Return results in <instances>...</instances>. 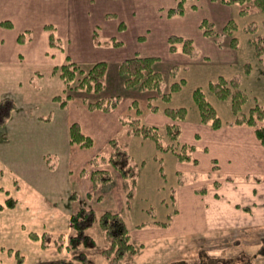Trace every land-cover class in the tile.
I'll return each mask as SVG.
<instances>
[{
	"label": "rangeland",
	"instance_id": "obj_1",
	"mask_svg": "<svg viewBox=\"0 0 264 264\" xmlns=\"http://www.w3.org/2000/svg\"><path fill=\"white\" fill-rule=\"evenodd\" d=\"M96 1L99 5L98 10L92 13L91 18L85 17L80 20L75 28L76 35L70 36L74 41L72 45L65 40L67 31L63 21L56 19L57 13H54V25L50 21L46 27L47 31L52 34V43H49L46 48L39 44L36 50L27 48L25 45L17 46L9 49V52L26 54V52L33 51L41 53L44 50L54 61L60 60L67 53L72 56L74 54L82 55L81 50L77 49L76 38L78 37L81 42V39H84L96 24L103 26L107 20H115L112 14L108 18L105 16L109 8L113 9L114 3L111 0ZM176 1L180 0H143L141 16L136 14V16H127L124 19L129 30L127 40L130 39L133 32H139L140 28L148 26L147 29L150 31L144 32L143 35L146 39L139 48L143 47L149 56L156 58L155 66L164 78L163 90L169 91L173 83L183 81L181 89L173 92L167 101H164L162 95L156 91L147 92L149 95L159 97L158 101H154V99L153 103L160 109L184 107L188 111L185 121L199 120L201 124H204L201 122L199 109L193 98V92L201 88L221 118L223 122L221 127L244 125L253 129L256 134L257 127H264V117L258 120L255 126L249 124L247 120H253V114L254 116L258 115L255 112H261L264 107V74L263 64L256 57L251 40L259 34H264V11L258 9L254 4L241 6L223 4L218 0H184L185 12L182 15L169 17L167 8H170L171 4L174 7ZM161 6H164L163 10L160 9ZM242 10L246 12L243 13ZM20 17L17 15L12 19L18 32L23 31L26 26L32 28L30 32L21 33L20 38L24 40V36L27 39L30 35L33 37L34 33L39 30V22H26L23 15ZM118 17L121 18L119 15ZM45 20L44 22L47 23V19ZM230 21L234 27L229 31L227 25ZM253 26H256L254 32L251 31ZM18 32H6L4 37L16 36ZM171 36L190 39L193 43L192 52H183L182 44L171 42ZM96 41L102 42L101 46L105 44L98 36H96ZM126 43L127 48L132 46L131 41H126ZM172 45H175L174 49ZM103 48L105 47H100V49ZM107 53L109 52L107 51ZM105 56L108 58L110 55ZM220 76L230 81L233 90H242L247 95L246 100L237 111L233 108L232 96L219 99L210 88V82L217 81ZM6 78L7 80H0V98L11 97L16 100L17 105L8 122L0 128V174L2 172L5 176L9 174L8 176L14 177L16 181L17 179L21 181L26 179L29 182L37 183L38 180L44 188L55 185L54 191L59 193L62 189V173L59 170L55 173L57 167L55 165H51L49 172H37V164L32 163L30 158V154L34 157L35 153L31 151L29 145L35 146L39 142L34 133V125L30 121V115H43L52 108L54 104L50 96L58 91L59 84L62 85L60 77L58 73L56 76L48 73L35 77L36 80L38 79V84L44 82L45 85L38 89V92H27L23 89L21 91L17 85H7L4 83L8 81V77ZM27 78L26 75L21 76L22 88L27 83L25 81ZM79 78L81 77L78 75L71 85L72 88L68 89H73L71 94L78 91L75 85ZM13 88L14 90H12ZM67 92L69 93V91ZM258 106H261L260 111L254 110ZM139 114L137 107L135 117H139ZM237 118L246 120L242 124H236L234 121ZM204 125L211 127L208 124ZM127 127L128 125L115 142L128 153L129 156L125 161L136 172L135 182L130 183L117 171L111 161L99 164L100 157H107L116 149L115 146H111L114 141L107 146L103 145L98 138L95 143L96 147L103 145L100 150L101 155L97 157L96 163L98 164L96 166L89 165V170L93 169V172L96 169L104 170L100 175L95 174L96 177H99L98 181L96 180L97 183L102 185L101 193L96 192L95 198L92 199L82 198L83 204L81 205L93 208L99 217L108 211L119 212L124 216L137 250L135 254L126 257L118 264H176L181 261L195 264L203 252H207L211 256L225 253L227 255L243 254L244 257H247L261 248L264 244V184L259 188L260 203L249 205L247 202L244 204L247 209L248 206L250 209L255 207L254 212L250 210V215L230 219L229 226H226L225 220L217 218V212L207 213L199 207L200 203L191 205L189 202L188 205L185 201L180 200V187L184 186L183 191L187 193L189 185L202 176L200 171L197 173L185 168H181L179 171L178 161L180 159L176 151H182V145L190 147V143L182 142L180 144L178 142L174 146V151L165 150L166 144L170 142L166 135V129L161 130L165 136L163 138L165 140L164 147L158 148L154 139L130 134ZM259 142L264 146L260 140ZM191 150L185 149V155L189 154L190 158L187 159L184 156L180 161L197 164L196 160L191 161L193 160ZM214 168L216 171L219 170L217 166ZM105 169L109 172H105ZM54 175L57 176V180ZM120 176L126 181L121 182ZM251 176L252 178L248 180L255 181V179L264 178V174ZM11 179L13 180V178ZM246 180L247 177L233 175L227 179V182ZM47 183L48 185H46ZM262 183H264V179ZM203 191H205V187H203ZM108 195H110L109 198ZM9 199L16 201L5 188L0 190V204L4 202V206L8 208ZM193 206H195L194 209H192ZM199 210H201V216L196 213ZM99 227L97 220L86 229V234L93 236L96 241V246L88 250L87 264H113L112 258H107L103 253L109 244L104 235L99 234L101 230ZM254 264H264V256L258 257Z\"/></svg>",
	"mask_w": 264,
	"mask_h": 264
},
{
	"label": "crops",
	"instance_id": "obj_2",
	"mask_svg": "<svg viewBox=\"0 0 264 264\" xmlns=\"http://www.w3.org/2000/svg\"><path fill=\"white\" fill-rule=\"evenodd\" d=\"M111 1L114 7L109 8L105 16L108 18L112 14L115 20H107L103 26L96 24L89 34L81 39V42L78 37L76 38L77 49L81 50L82 55L72 56L67 53L60 60L54 61L44 50L41 53L33 51L26 54H12L9 49L25 45L27 48L36 50L39 44L46 48L49 43H52V34L46 27L50 21H55L54 13H57L56 19L63 21L67 31L65 40L72 45L74 41L71 37L77 33L75 28L81 19L91 18L92 13L98 10L97 1L0 0V80H7L6 77H8L5 84L17 85L21 91L23 89L27 92H38V89L45 85L44 82L38 84V79L36 80L35 77L48 73L56 76L57 69L69 60L85 72L97 62H107L105 89L102 93L89 94L78 90L71 94L73 89L67 90L60 78L62 85L59 84L58 91L50 96L54 104L52 108L43 115H30L34 133L39 140L37 145H29L31 151L35 153L34 157L30 154L31 162L37 164V172H49L51 165L57 166L55 173L58 170L62 173V189L58 193L54 191L55 185L44 188L38 180L37 183L26 179L16 181L14 177H9V174L6 176L3 172L0 174V190L5 188L17 202L16 205L8 208L4 206V202H1L0 264H51L69 258L70 254L65 245L61 249L53 244L44 247L42 237L50 235L67 238L71 232V214L83 204L82 198L92 199L95 198L96 192L101 193L102 185L98 184L94 178L93 169L89 170V165H93L97 157L101 155V147L108 146L116 140L126 127L125 119L135 117L137 107L141 123L161 130L166 129L171 123L164 109L157 108L156 111L149 109V99L153 97L154 101H158L159 97L149 95L138 87L127 88L125 86L127 76L119 71V64L124 59L149 56L143 47L139 48L146 39L144 32L150 31L147 29L148 26L140 28L139 32H133L127 40L129 30L124 21L127 16H136V14L141 16L143 0ZM178 3L179 1H176L175 6ZM171 5L170 8H173ZM170 8H167V12ZM160 9L163 10L164 6ZM17 15L19 17L23 15L26 22H39V30L33 37L30 35L27 39L24 36V40L20 38L21 33L30 32L32 28L26 26L23 31L18 32L12 20ZM45 19L47 23L44 22ZM10 31H17L18 34L5 38L4 34ZM96 36L102 39L104 46H101L102 42L96 41ZM116 41L119 44H114ZM126 41H131L132 46L127 48ZM100 47L105 48L100 49ZM105 55L110 56L106 58ZM22 75L28 77L23 88ZM68 94L71 96L65 100L64 104L63 100L55 99L57 97L63 99ZM105 98H118V102L109 110L92 107V104ZM2 99L4 98H0V101ZM74 123L78 124L84 134L93 139L91 147L83 148L71 142L70 128ZM180 126L179 142L180 144L190 143L193 159L191 161L196 160L197 164L179 160V171L185 168L200 171L202 174L197 181L189 185L187 193L183 191L184 186L180 187V200L188 205L189 202L191 205L200 203L199 207L207 213L217 212V218L225 220L226 226H229L230 219L250 215V210L254 212L255 207L250 209L248 206L247 209L244 204L260 203L259 188L264 184L262 183L264 178L255 179V181L248 179L252 178L253 174H264V146L259 142L253 129L244 125L212 129L201 124L199 120L185 121ZM98 138L103 143L100 147H96L95 143ZM36 157L37 160L34 159ZM214 166L219 167V170L216 171ZM233 175L247 177L248 181L227 182V179ZM54 177L57 180V176L54 175ZM119 179L121 182L126 181L121 176ZM194 208L195 206L192 209ZM196 213L201 216V210ZM99 234L103 235L101 230Z\"/></svg>",
	"mask_w": 264,
	"mask_h": 264
},
{
	"label": "trees",
	"instance_id": "obj_3",
	"mask_svg": "<svg viewBox=\"0 0 264 264\" xmlns=\"http://www.w3.org/2000/svg\"><path fill=\"white\" fill-rule=\"evenodd\" d=\"M219 2L227 5H241L248 6L249 4H254L258 9L264 11V0H218ZM185 12L184 0H180L177 6L170 8L168 10L169 17H175L182 15ZM242 12H246L242 10ZM231 24V25H230ZM234 27L232 21L227 25V30L230 31ZM256 26H253L251 31L254 32ZM250 29V28H249ZM171 42L181 43L183 52L190 53L193 49V43L190 39H186L182 36H171ZM52 41V39H51ZM254 45L256 57L263 64V74H264V34H259L257 37L251 40ZM114 44H119V42H114ZM175 45H172L174 49ZM156 58L149 56H134L131 58L124 59L119 64V71L127 76L125 86L127 88L138 87L143 92L156 91L162 95V99L167 101L173 92H177L181 89L182 82H175L171 85L169 91H164L162 88L164 78L162 73L155 66ZM107 71V62L100 61L94 64L89 71H83L79 66H77L72 61H67L65 64L61 65L57 69L59 77L62 79L66 85L67 90L72 88L71 85L75 82L78 75L81 77L77 80L75 88L79 91L86 93L100 94L105 89V75ZM235 86V85H234ZM210 88L215 93L219 99H226L232 96L233 108L235 111L238 110L240 105L246 100L247 95L244 91L235 89L233 90L230 86V81L225 77L220 76L215 82H210ZM70 94L61 97H57V100H63L65 103L67 98H70ZM194 102L197 105L200 113L201 122L210 125L214 129H218L222 126L223 122L221 118L217 115L214 106L207 100L205 92L198 88L193 92ZM118 102V98H105L92 104V107L109 110ZM17 103L11 97H6L0 101V128L3 127L9 120L13 109H15ZM261 107V106H260ZM259 106L254 109L260 111ZM149 108L151 111H156L159 106L153 103V99L149 100ZM260 108V109H259ZM187 109L184 107H165L164 113L171 120V123L166 127V135L169 139V143L166 144L165 150L169 149L174 151L175 144L179 142L181 134V122L187 119ZM258 115L254 116L253 120H247L252 126L257 123L258 120L264 117V107L261 112H255ZM262 115V116H261ZM250 116V117H251ZM246 119L237 118L234 123L242 124ZM125 126L128 125V132L133 135H143L144 137H149L157 142L158 148H163V142L165 138L161 129L155 126H148L141 123L139 117L127 118L124 121ZM256 135L258 139L264 144V127H257ZM70 140L73 143L79 144L83 148H89L93 145V139L84 134L78 124L74 123L70 128ZM112 144V143H111ZM111 146H115V152H111L107 157L102 156L99 160V164L111 161V164L117 168L130 183L135 182V174L133 167L127 165L125 159L128 153L121 149V147L114 141ZM123 148V147H122ZM185 149L191 150L192 147L182 145V151L177 152L180 160H183L185 156L189 159L190 155H185ZM98 160V159H97ZM96 160V161H97ZM96 161L93 165L96 166ZM109 170L105 169V172ZM104 170L96 169L95 174H102ZM94 178L98 181L99 177L94 175ZM101 182V179H99ZM8 207L16 205V201L9 199ZM2 208L0 204V209ZM99 223L100 229L108 241V247L103 250L104 255L107 258H112L113 264H118L122 262L126 257L131 256L136 253L137 247L132 241L130 230L124 216L119 212H104L97 217V214L93 208L80 207L74 213L71 214L70 225L71 232L67 238L64 236H50L45 235L42 237V244L44 247L50 245H55L58 249L65 248L67 252L71 255L70 258H65L51 264H87L88 262V250L96 246V241L93 236L86 234V229L92 226L95 222ZM52 241V242H51ZM66 243V244H65ZM264 256V244L261 248L247 257L243 254L227 255L222 253L218 256H211L207 252L200 254L197 263L195 264H254V261L258 257ZM176 264H191L186 261H181Z\"/></svg>",
	"mask_w": 264,
	"mask_h": 264
}]
</instances>
